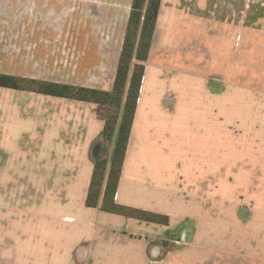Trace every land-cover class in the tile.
Instances as JSON below:
<instances>
[{
  "label": "crops",
  "instance_id": "obj_1",
  "mask_svg": "<svg viewBox=\"0 0 264 264\" xmlns=\"http://www.w3.org/2000/svg\"><path fill=\"white\" fill-rule=\"evenodd\" d=\"M193 1L161 0L155 31L166 32L169 13L178 22L177 29L185 21L204 20L203 13L193 18L185 11H199ZM241 1H207L212 3L214 17L208 14V19L213 21L215 37L233 36L236 30L232 20L236 17L231 8L236 5L241 13ZM120 2L51 0V5ZM130 11L123 15L122 23L113 22L112 28L89 27L80 17L79 24L69 27L33 29L35 34L28 36L36 38L33 43L38 60L51 65V79H28L111 93ZM245 15L247 21L246 11ZM250 20H255L256 27L239 25L242 29L238 34L264 35V12L256 11ZM201 31L207 35V30ZM180 33L184 35L182 29ZM154 35L144 62L114 202L128 213L144 212L167 222L86 206L111 107L4 88L0 93V264H85L87 260L96 264H264L263 79L256 78L261 91L257 87L251 93L247 77L233 82L230 62L221 65L212 58L206 66H200L193 83L191 124L176 143L174 156L169 157L160 130L166 124L163 118L176 117L180 109L179 102L177 107H167L170 100L163 69L173 67L168 69L165 61L166 38L155 45ZM18 54L22 55L17 52L14 59L21 58ZM0 73L20 75L11 70ZM243 102H252L247 111L237 107ZM117 110L116 130L107 148V168L122 107ZM235 111L239 112L240 140L232 146ZM233 150L238 156L234 157ZM233 157L238 163H233ZM22 192H47L42 207L47 206L39 212H48L49 221L36 222L33 229L44 233L49 230L48 236L23 235L18 225ZM159 202L163 205L157 207ZM10 228L13 232L8 235ZM170 235L174 237L168 239ZM40 245L51 251L41 254L40 248L34 247ZM86 245L93 246L91 251L80 252L79 247Z\"/></svg>",
  "mask_w": 264,
  "mask_h": 264
},
{
  "label": "rangeland",
  "instance_id": "obj_2",
  "mask_svg": "<svg viewBox=\"0 0 264 264\" xmlns=\"http://www.w3.org/2000/svg\"><path fill=\"white\" fill-rule=\"evenodd\" d=\"M34 1L35 0H0V72L8 70L16 71L20 75L25 74V77L18 75V78H25L26 80H29L28 78H31V76L43 80L51 79V65H48V61L38 60V55L36 54L37 50L33 43L36 41V38L28 36V34H35L32 32L33 29L69 27L70 24H79L81 21L80 17L84 19L83 22L88 21L89 27L109 28L115 21L122 23L123 15L127 13V11H130V7L132 6V3L130 6V0H121L119 4H59L55 7L51 5V0H45L46 4L42 3L43 1L41 4ZM207 1L209 0L193 1V5H195L199 11H189L188 8L185 10L188 11L190 17L193 16V18H199L200 13H203L204 20H196L194 22L185 21L180 29H177L178 22H174L172 20L173 17L169 16V13L166 17L167 21L165 22V25H167L165 28L166 32L163 29L161 31H155L154 29L155 35L153 33L155 36V45L156 43L158 45L159 40L161 41L163 37L166 38L167 54L165 61L168 63L166 64L168 65V69L173 67V69L170 70H167V68L163 69L164 76H166L163 78L165 81L164 88L167 90L166 94L170 100L167 107H177V103L179 102L178 108L180 109V113L176 117L168 116L163 118L166 124H164L160 130L163 147L167 150L169 157L174 156L176 143L180 141L183 132L187 126L191 124V111L195 103L192 97L194 92L193 83L198 76L200 66H206L207 62L212 58H215L216 63L221 65L224 61H226V63L227 61L230 62L233 82H238L239 77H242V79L247 77L249 83L248 91L251 93H255L257 87L261 91L262 85H257L256 81L263 79L260 83L264 82V35L258 36L249 33L245 37L242 33L241 36L238 34V32H241V25L244 26L247 24L249 29H254L256 27L255 20L251 21L250 16L252 17L256 11L257 13H259V11L264 12V0H242L241 13L239 9H235L234 6L236 5H233L231 12L234 13L233 16L236 17V20H232V27L233 30L236 31L233 32V36L231 37H215V35H213L215 34L211 27L213 21L208 19V14L209 16L213 15L211 17L212 19L214 17V12L212 3L209 5ZM245 2L247 3L246 5H244ZM257 6L258 9L255 10ZM245 11L247 12V21L244 20V16H246ZM110 19H112V21ZM171 20L172 23H170ZM172 25H174V28H171ZM181 29L184 35H181ZM202 29L207 30L205 31L207 35L202 34ZM217 44L221 46L223 44V46L219 47ZM228 48H230L229 53ZM224 49L226 53H224ZM17 52L22 54H18L21 58L23 56L22 59H14ZM140 64L138 60L132 59L131 67L133 68ZM142 64L144 65V63ZM256 78L259 80H256ZM23 84L24 83L21 85ZM23 86L24 89H26V85ZM8 91L10 90L8 89ZM1 92H4V88H0V93ZM254 97L255 95L253 94L251 99ZM251 104L252 102H243L241 106L239 105L237 107H239L240 110L243 109L247 111L248 106ZM110 106L112 109L111 114L116 115L118 112L117 107L114 104ZM181 110H183L182 113ZM239 124V112L235 111L232 124V128L234 129L232 134V146L235 144L237 145L240 140V133H238L240 131ZM233 152L236 153L234 157L238 156V151L236 152L233 150ZM234 157L233 163H236L238 158ZM22 193L23 196L18 198V206L22 212L20 219L21 223L18 225L22 226L23 235L28 236V238H33V236H48L49 230L47 233H44V231H35V229H33V227H36V222H38L37 225H39L43 223L42 221H49L46 217L48 212H39L47 206L46 204L42 207V205L47 202V192ZM7 200H9V197L6 198V201ZM33 201L35 208H33ZM99 202H102L101 195ZM38 203L40 208L36 206ZM162 205L163 204L160 202L157 203V207ZM31 210L33 213H36V215L33 216ZM49 223L50 222H46L45 224L48 225ZM92 227L94 228L95 226ZM40 229H42V226H40ZM10 232L12 233L13 229H9L8 235ZM173 237L174 235H170L168 239ZM29 247L32 248L33 246L30 245ZM34 247L40 248L38 252L41 254H46L48 251H51L48 246L43 247V245H40ZM80 247V252H90L91 248H93V246L90 245ZM69 263L70 262H68V264ZM72 263L71 261V264ZM85 264H96V262L87 260Z\"/></svg>",
  "mask_w": 264,
  "mask_h": 264
},
{
  "label": "trees",
  "instance_id": "obj_3",
  "mask_svg": "<svg viewBox=\"0 0 264 264\" xmlns=\"http://www.w3.org/2000/svg\"><path fill=\"white\" fill-rule=\"evenodd\" d=\"M160 1L132 0L117 74L111 93L33 79H20L6 74H0V88L29 90L45 95L90 101L96 104L108 105L109 107H111V104H114L117 109L122 107L121 119L108 168L107 147L111 143L116 130L117 114H110L105 121L101 154L95 160L89 192L86 198V206L89 208H99L101 211L107 213L135 217L151 222L166 223V218H163L159 222L156 215L144 212L128 213L114 202L144 74V65L142 63L147 60L149 54ZM132 59L138 60L141 64L132 68ZM22 83L26 85V89L21 85ZM103 185L104 190L101 192ZM100 195L102 196L101 203L99 202Z\"/></svg>",
  "mask_w": 264,
  "mask_h": 264
}]
</instances>
